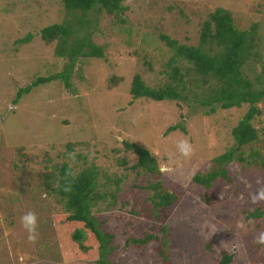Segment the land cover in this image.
I'll return each mask as SVG.
<instances>
[{
    "label": "rangeland",
    "instance_id": "1",
    "mask_svg": "<svg viewBox=\"0 0 264 264\" xmlns=\"http://www.w3.org/2000/svg\"><path fill=\"white\" fill-rule=\"evenodd\" d=\"M123 6L121 18L100 10L85 13L91 27H81L102 49V58H80L68 85L55 80L16 100L19 89L62 72L67 63L57 56L55 41L41 39V30L64 22L78 29L83 14L68 12L62 0H0V264H97L93 235L82 224L69 223L63 201L48 191L62 165L74 174L95 172V191L105 197L91 213L113 236L107 257L112 264H162L159 249L170 264H217L221 251L233 255L231 264H264V245L256 242L264 219L246 217L264 211V199L252 200L264 189L263 169L231 162L225 166L228 178L216 179L209 189L192 181L216 169L213 159L233 147L231 130L248 105L228 110L216 105L209 112L200 103L208 85L200 89L199 81L197 88L193 65L173 59L160 39L197 47L203 24L221 8L238 30L254 27L264 61V0H124ZM28 34L31 39L22 42ZM253 63L243 77L264 88L261 64ZM172 68L182 77L187 100L131 96L135 75L159 89L170 83ZM209 83L215 86L214 80ZM257 107L252 125L259 139L244 148L245 156L250 148L264 150V100ZM175 126L180 128L167 131ZM185 140L192 146L189 156L180 149ZM124 142L149 151L160 181L177 198L166 211V241L146 190L156 177L136 168L137 154ZM28 213L35 214L36 224L26 226ZM76 230L83 231L81 243L88 250L72 239ZM144 234L157 239L127 245Z\"/></svg>",
    "mask_w": 264,
    "mask_h": 264
},
{
    "label": "trees",
    "instance_id": "2",
    "mask_svg": "<svg viewBox=\"0 0 264 264\" xmlns=\"http://www.w3.org/2000/svg\"><path fill=\"white\" fill-rule=\"evenodd\" d=\"M124 0H62L65 10L71 13L80 12V27L77 29L71 22L53 24L43 28L40 37L45 43L56 42V54L58 57L65 58L67 63L62 72L47 77H37L25 88L19 89L16 94L18 100L22 94H29L33 89L51 83L55 80H62L68 85L69 78L73 72L75 64L80 58L100 59L103 57L102 49L94 45L90 40L89 32L81 26L91 27V23L85 20V13L91 10H100L113 18H121L125 12ZM31 39L28 34L22 42L27 43ZM160 39L172 50L173 59L185 60L194 67L195 76L193 81L197 84L201 82V87L208 93L201 91V105L209 107V112L214 113L218 105L223 110L238 108L242 104H247V112L243 114L237 125L231 130L234 141L232 148L214 158L216 169L205 175L196 174L192 181L198 185L209 189L212 183L218 178H228L225 166L231 162H238L251 166L257 164L264 171V150H253L247 156L244 148L258 141V135L252 125V121L260 114L257 105L264 100V88H255L254 84L243 77V69L252 63L261 64V74L264 73V61L259 53V38L254 27L249 30H238L234 24L230 12L218 8L209 15L201 29L200 41L197 47L180 45L177 41L166 36ZM172 60V61H175ZM253 63V64H254ZM250 64V65H249ZM170 83L159 89L146 87L138 75L132 79L130 94L133 98H147L152 101L161 102L165 100H187L185 94V84L182 81L178 70L172 68L169 76ZM210 80H214L215 86L210 87ZM260 81V78H259ZM258 81V82H259ZM258 86V85H257ZM198 88V84L196 85ZM179 126L171 127L167 131H173ZM182 131L183 128H181ZM264 142V139H263ZM127 150L137 154L138 160L136 168L142 169L147 173L155 175L156 182L149 184L146 190L151 192L148 201L151 205V215L153 219L160 223L159 230L164 234V241L168 238V228L164 226L166 211L177 201L174 194L170 193L159 179L160 171L155 158L149 151L124 142ZM95 172L93 169H86L78 174L67 165H62L58 169L56 184L48 187V191L59 196L64 203V208L68 213L66 220L69 223H80L83 228L89 231L98 243L97 264H112L107 257L112 253L113 236L102 230V224L91 213V208L99 198L95 191ZM48 185L49 176H44ZM115 198L114 196L111 197ZM248 219H264V211L254 210L247 212ZM83 231L76 230L72 239L79 244L82 251L88 250L83 246L81 240ZM153 234H144L141 238H129L128 244L134 246H144L156 240ZM162 264H170L167 253L159 249ZM233 255L226 251L220 252V259L217 264H231Z\"/></svg>",
    "mask_w": 264,
    "mask_h": 264
},
{
    "label": "clouds",
    "instance_id": "3",
    "mask_svg": "<svg viewBox=\"0 0 264 264\" xmlns=\"http://www.w3.org/2000/svg\"><path fill=\"white\" fill-rule=\"evenodd\" d=\"M180 149L183 155L189 156L192 153V146L188 143V141H182L180 144ZM258 199H264V189L259 190L258 195H254L252 197L253 202H257ZM24 220L26 221V226L29 224H36V216L34 213H28ZM30 232H34L35 229H29ZM33 238V237H30ZM256 242L259 244L264 245V233H261L259 236L256 237Z\"/></svg>",
    "mask_w": 264,
    "mask_h": 264
}]
</instances>
